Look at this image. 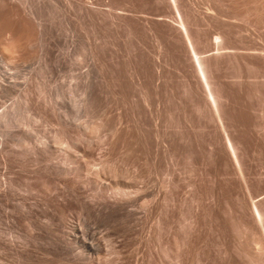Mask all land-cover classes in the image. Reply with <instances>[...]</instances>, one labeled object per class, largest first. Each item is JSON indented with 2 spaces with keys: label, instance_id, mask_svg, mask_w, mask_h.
Here are the masks:
<instances>
[{
  "label": "rangeland",
  "instance_id": "1",
  "mask_svg": "<svg viewBox=\"0 0 264 264\" xmlns=\"http://www.w3.org/2000/svg\"><path fill=\"white\" fill-rule=\"evenodd\" d=\"M36 3L0 0V264H257L264 0Z\"/></svg>",
  "mask_w": 264,
  "mask_h": 264
},
{
  "label": "bare ground",
  "instance_id": "2",
  "mask_svg": "<svg viewBox=\"0 0 264 264\" xmlns=\"http://www.w3.org/2000/svg\"><path fill=\"white\" fill-rule=\"evenodd\" d=\"M36 1H38V0H21V2L26 6V8L28 9V11L30 12V14H32V15H34L35 13H34V7H37V3H36ZM40 1V0H39ZM34 4H36V6L34 5ZM36 12V11H35ZM183 23V22H182ZM181 22H180V25L182 24ZM185 27V26H184ZM187 34V33H186ZM187 37V36H186ZM220 39V38H219ZM190 40V39H189ZM187 41V40H186ZM190 49H191V47H190ZM198 55V54H197ZM193 58H194V56H193ZM200 58V57H199ZM198 58V60H197V65H198V72L200 73V75L202 76V80H203V85L205 86V89H206V93H207V96H208V100L210 101V103H211V106H212V109H213V113H214V117H216L215 119L219 122L221 119H222V116L220 115V112H219V110H218V105H217V101H216V98L214 97V93L212 92V90L210 89V85L208 84V81H207V77L205 76V74H206V72H204V70L205 69H203V67H202V65H204V64H201L200 63V60L202 61V59H199ZM197 68V67H196ZM3 80V79H2ZM201 83H202V81H201ZM209 83H210V81H209ZM205 91V90H204ZM87 96V95H86ZM206 96V97H207ZM88 99V98H87ZM90 99H91V97H90ZM90 99H88V100H90ZM84 100V99H83ZM82 101V100H81ZM80 101V104L83 102H81ZM85 103H86V105H85V103H83L82 105L83 106H88L87 105V103L88 102H90L91 103V101H84ZM81 105V106H82ZM90 105H92V104H90ZM90 105H89V107H90ZM80 108V107H79ZM83 108V107H82ZM85 108V107H84ZM92 108V107H91ZM211 108V107H210ZM84 111V110H83ZM86 112V111H85ZM7 116V115H6ZM4 117V116H3ZM10 117V116H9ZM91 118V117H90ZM10 119V118H9ZM92 120V119H91ZM97 120V119H96ZM8 121V120H7ZM221 122V121H220ZM219 122V123H220ZM224 123V122H223ZM65 124V123H64ZM85 124V123H84ZM91 124V123H90ZM67 125V124H66ZM70 125V124H69ZM220 125H221V123H220ZM219 125V126H220ZM224 125V124H223ZM223 125H222V128H223ZM14 126V125H13ZM91 126H93L92 124H91ZM90 126V127H91ZM95 126V125H94ZM88 127H89V125H88ZM90 127H89V129H90ZM96 127V126H95ZM94 128V127H93ZM97 130V129H96ZM94 131V132H97V131H99V129L97 130V131ZM223 130V129H222ZM89 131V130H88ZM1 132V131H0ZM64 132H66L65 130L64 131H62V133H60V134H62V135H67L66 133H64ZM92 132V131H91ZM89 133V132H88ZM1 134V133H0ZM60 134L58 135V136H60ZM3 135V134H2ZM57 136V137H58ZM65 137V136H64ZM68 137V136H67ZM67 137H66V139H67ZM59 138V137H58ZM61 139L63 138V137H60ZM60 139V140H61ZM69 139V138H68ZM29 140V139H28ZM225 140L227 141L226 143H228V145H229V150H230V153L232 154V156L231 157H233L234 158V160H235V162H236V164H237V166H236V168H237V170H239V172H241V173H243L242 171H241V168H240V165L241 164H239L238 165V162L239 161H237V155H236V152H235V150H236V148H235V150H234V148H233V144H232V142H231V140H230V138H228L227 137V135L225 134ZM45 141V140H44ZM57 141V140H56ZM62 141V143H64L63 141H65V139L64 140H61ZM60 141V142H61ZM67 141V140H66ZM65 141V142H66ZM40 142V141H39ZM69 142V141H68ZM21 143V142H20ZM22 143H23V139H22ZM21 143V144H22ZM43 143V142H42ZM47 143H49V142H47ZM39 144V143H38ZM43 144H45V147L43 146V145H39V146H42V147H44V148H46V143H43ZM61 144V143H60ZM66 144H68V143H65V145ZM27 145V144H26ZM50 145V144H49ZM38 146V145H37ZM39 146H38V148H39ZM30 147V146H29ZM33 145H32V149H33ZM49 147L50 146H48V149H49ZM235 147V146H234ZM34 148H37L36 146L34 147ZM41 148V147H40ZM61 148V147H60ZM228 148V147H227ZM42 149V148H41ZM47 149V148H46ZM38 150V149H37ZM40 150V149H39ZM228 150V149H227ZM228 150V151H229ZM45 151V150H44ZM34 153H36L35 152V150H34ZM36 155H38V154H36ZM40 156V155H39ZM232 158V159H233ZM233 160V161H234ZM234 162V163H235ZM235 164V165H236ZM98 170V169H97ZM104 170V169H103ZM238 172V171H237ZM240 175H242V174H240ZM99 176V175H98ZM244 176V175H243ZM242 176V177H243ZM241 177V178H242ZM3 181H5V180H3ZM13 181V180H12ZM7 182H9V181H7ZM6 184V183H5ZM7 186V185H6ZM5 186V187H6ZM11 186V185H10ZM1 187V186H0ZM4 190H6V189H4ZM118 191V190H117ZM126 191V190H125ZM260 203L259 202H251L250 203V208H251V210H252V216H253V220L256 222V226H258V227H256V228H259L258 230H260L259 232L264 236V210L261 208V206L259 205ZM251 214V213H250ZM82 238H83V236H82ZM263 238V237H262ZM264 239V238H263ZM256 241V240H255ZM257 243V242H256ZM90 245V244H89ZM252 245V244H251ZM254 246V245H253ZM96 248V247H95ZM255 248V250L253 251V254H252V256L254 257L253 259L256 261V263L257 264H264V246L263 247H261V246H255L254 247ZM113 250H111V253H113L112 252ZM115 252V251H114ZM110 253V254H111ZM115 253H117V252H115ZM116 255V254H115ZM108 262H110V261H107V263ZM107 263H105V264H107ZM113 262H111V264H112Z\"/></svg>",
  "mask_w": 264,
  "mask_h": 264
}]
</instances>
